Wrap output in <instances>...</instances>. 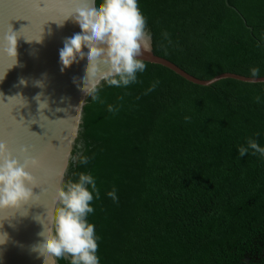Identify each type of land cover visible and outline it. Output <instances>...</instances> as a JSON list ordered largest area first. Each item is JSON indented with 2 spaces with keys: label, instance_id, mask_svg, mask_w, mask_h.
<instances>
[{
  "label": "trees",
  "instance_id": "obj_1",
  "mask_svg": "<svg viewBox=\"0 0 264 264\" xmlns=\"http://www.w3.org/2000/svg\"><path fill=\"white\" fill-rule=\"evenodd\" d=\"M252 68L264 77V0H236L190 75ZM249 138L264 147V82L185 79L95 178L100 264H264V157L239 156Z\"/></svg>",
  "mask_w": 264,
  "mask_h": 264
},
{
  "label": "water",
  "instance_id": "obj_2",
  "mask_svg": "<svg viewBox=\"0 0 264 264\" xmlns=\"http://www.w3.org/2000/svg\"><path fill=\"white\" fill-rule=\"evenodd\" d=\"M235 1L138 0L146 18V32L151 35V52L138 57L147 66L144 73L137 74L142 83L123 88L102 82L98 94L104 103H100L92 102L80 90L86 57L61 71L59 51L66 38L82 34L74 17L65 20L76 7L73 0H48L43 12L36 8L35 0H0V142L7 143L21 163L24 148L29 157L40 161L38 167L28 169L38 185L32 189L36 196L31 203L20 209L0 210V264H44L31 248L41 240L39 221L45 223L47 212L58 206L54 200L57 187L69 179L75 182L76 172L96 178L124 157L135 137L185 79L203 86L223 78L264 82V77L234 73H221L208 80L190 75ZM11 29L20 36L18 64L13 67L14 62L3 51V37ZM165 31L172 41L167 55L158 49V44L167 43L161 36ZM41 38L42 42H36ZM21 79L27 86L20 84ZM157 80L156 90L145 95ZM37 81L43 87L36 86ZM37 94H42L48 108L38 110ZM82 102L85 104L77 113ZM109 104L119 111L108 112ZM80 155L90 157L89 164L80 165ZM49 264H53L51 258Z\"/></svg>",
  "mask_w": 264,
  "mask_h": 264
},
{
  "label": "clouds",
  "instance_id": "obj_3",
  "mask_svg": "<svg viewBox=\"0 0 264 264\" xmlns=\"http://www.w3.org/2000/svg\"><path fill=\"white\" fill-rule=\"evenodd\" d=\"M73 3L76 7L65 20L74 17L82 34L76 33L66 38L64 47L59 51L61 71L70 69L86 57L80 90L90 96L92 102L104 103L98 94L102 82L123 88L142 83L137 74L144 73L147 66L138 57L151 52V35L146 32L147 22L138 0H101L99 4L96 0H73ZM47 4L48 0H35V6L41 12L46 11ZM63 23L57 24L62 27ZM161 36L167 43L158 44V49L167 55L168 45L172 41L166 31ZM19 38L12 29L3 37V51L14 62L12 67L18 64ZM36 42H42V38ZM259 74L258 68L250 70L253 78ZM159 83V80L154 81L144 94L155 91ZM20 84L27 86V81L21 79ZM36 86L43 87V84L37 81ZM41 95L34 97L39 111L49 107ZM256 101L259 103L260 98L256 97ZM84 104L82 102L76 108L77 113ZM107 110L113 114L119 111L117 106L111 104ZM246 144L238 148L240 157L249 154V150L252 155L264 157V147H260L256 140L249 138ZM22 153L25 158L23 163L13 156L7 143L0 142V210L20 209L30 204L36 196L32 189L38 187L37 181L28 169L38 167L40 161L29 157L27 148L22 149ZM76 159L73 158L74 161ZM78 159L80 165L90 162L87 155H80ZM75 175L78 177L75 182L69 179L62 187H57L54 200L58 206L47 212L45 223L39 221L42 225V231L38 234L41 240L32 245L31 250L43 258L44 264H49L50 258L53 264L56 259H69V264H100L96 226L88 221V216L95 211L91 204L94 198L100 199V190L91 174L76 172ZM107 196L118 203L115 187L107 192Z\"/></svg>",
  "mask_w": 264,
  "mask_h": 264
}]
</instances>
